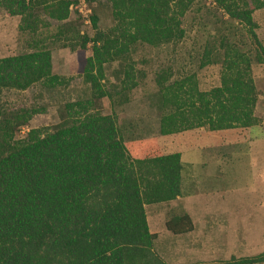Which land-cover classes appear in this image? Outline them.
Segmentation results:
<instances>
[{
    "label": "trees",
    "instance_id": "1",
    "mask_svg": "<svg viewBox=\"0 0 264 264\" xmlns=\"http://www.w3.org/2000/svg\"><path fill=\"white\" fill-rule=\"evenodd\" d=\"M195 0H108L112 24L96 27L89 16L91 37L75 34L79 48L90 42L81 77L89 96L63 104V117L53 127L29 128L15 137L37 110L0 108V264H166L152 249L144 205L180 196V154L143 156L133 153L111 110L102 114L96 101L112 105L128 100L143 72L130 53L135 45L158 47L184 35L182 17ZM211 0L245 29L256 46L255 62H264L251 14L264 0ZM73 0H0L9 16H18V30L35 35L46 22L67 20ZM258 4V5H257ZM58 36L62 30H56ZM45 37V36H44ZM33 50L0 57V91H22L35 83L54 87L63 80L51 71V53L44 38H32ZM217 48L205 45L198 67L219 64L218 84L200 90L194 74L170 80V67L159 68L154 108L157 132L171 135L206 127L219 131L244 127L254 120L256 89L249 56L222 39ZM117 61L118 86L106 84L104 66ZM115 101V102H114ZM173 234L191 230L187 214L164 222ZM258 255L194 264H254Z\"/></svg>",
    "mask_w": 264,
    "mask_h": 264
},
{
    "label": "rangeland",
    "instance_id": "2",
    "mask_svg": "<svg viewBox=\"0 0 264 264\" xmlns=\"http://www.w3.org/2000/svg\"><path fill=\"white\" fill-rule=\"evenodd\" d=\"M247 2L249 6L255 3ZM91 13L97 17V29L111 26L108 0H74L65 21L56 22L41 12L47 25L31 36L18 30V16H9L0 8V57L29 52L34 48L32 38H44L43 44L51 53V71L63 80L54 87L35 83L22 91H0V108L37 110L15 137H23L29 128L57 125L63 117L64 103L89 96L81 67L83 58L90 55L91 43L80 49L75 34L93 35L94 29L83 16ZM251 17L257 25V40L264 48V8H255ZM58 28L62 30L60 36L56 33ZM182 28L184 35L177 42L158 47L135 45L130 56L143 75L127 93L128 100L111 106L103 97L95 107L102 114L114 111L130 154L134 144L143 147V156L180 154V196L144 205L149 232L155 233L152 249L163 262L194 264L258 255L264 252V62H255L256 46L244 27L228 18L211 0H195L182 17ZM219 39L246 53L251 60L256 89L253 122L223 131L202 127L159 135L154 108L155 72L170 67V80L192 73L200 90L216 86L219 64L199 68L198 60L205 45L221 57ZM118 68L117 61L104 66L107 87L118 86ZM183 213L190 219L191 230L173 234L165 229L167 219Z\"/></svg>",
    "mask_w": 264,
    "mask_h": 264
},
{
    "label": "built area",
    "instance_id": "3",
    "mask_svg": "<svg viewBox=\"0 0 264 264\" xmlns=\"http://www.w3.org/2000/svg\"><path fill=\"white\" fill-rule=\"evenodd\" d=\"M73 3H74V0H73V2L69 5V7H68V9H69V11H70V9L72 8V6H73ZM83 16L85 17V22H89V16H87L86 14H83Z\"/></svg>",
    "mask_w": 264,
    "mask_h": 264
},
{
    "label": "crops",
    "instance_id": "4",
    "mask_svg": "<svg viewBox=\"0 0 264 264\" xmlns=\"http://www.w3.org/2000/svg\"><path fill=\"white\" fill-rule=\"evenodd\" d=\"M200 128H202V127H200ZM200 128H199V129H200ZM195 129H198V128H195ZM191 130H192V129H191ZM227 130H228V129H227ZM189 131H190V130H189ZM219 131H223V130H219ZM189 143H190V142H189ZM138 148H139V147H137V149H138ZM137 149H135V150L133 149V152H134V151H135V152L138 151ZM192 150H193V149H192ZM133 152H132V153H133ZM138 152H139V151H138ZM213 162H214V161H213ZM161 203H162V202H161ZM145 217H146V216H145ZM146 221H147V220H146ZM148 230H149V228H148Z\"/></svg>",
    "mask_w": 264,
    "mask_h": 264
}]
</instances>
